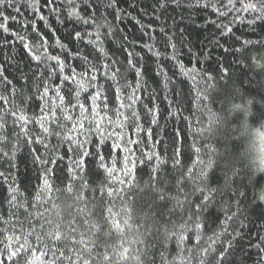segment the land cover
Returning <instances> with one entry per match:
<instances>
[{"label":"snow or ice","instance_id":"snow-or-ice-1","mask_svg":"<svg viewBox=\"0 0 264 264\" xmlns=\"http://www.w3.org/2000/svg\"><path fill=\"white\" fill-rule=\"evenodd\" d=\"M121 2L122 0H44L41 4L40 0H24V4L17 6L18 0H0V21H4L0 23V30L10 33L14 38L12 41L5 39L0 45L8 48L15 41H19L27 61L25 63L24 60H16L7 55L0 61V161H6L9 165L7 171H0V185H7V195L0 200V223L7 225L9 218L16 217V210L25 202L16 187V176L13 172V161L19 147L13 144L10 150H6V145L11 143L10 138L14 136L19 142L22 136L26 145L38 144L44 147L43 154H40L38 149H30L33 162L39 164L42 171V176L37 177L43 180V184L39 186L42 191L37 192L42 193L51 190L49 177L54 168L50 165L58 164L59 160L63 159L54 149H50L47 143L48 137L55 135L61 137L62 143H67L69 150L74 153L70 169L73 174L85 173V158L92 157L107 176H113L119 170L126 177H134L133 168L138 160L139 163L149 166V178L158 181L161 172L167 168L169 159L174 171L184 168L183 159L190 160L191 165L186 171H182L174 179L176 193L182 195L183 199L172 195L170 188H162L155 193L161 203L174 200V206L181 210L187 205L184 221L171 234L177 252L173 264H177V261L179 264H189L192 253L197 249L199 254L196 264H264V212H261L257 218L259 223H256L250 218L248 211L249 206L257 209L264 205V186L249 199L246 190L234 187L240 172L229 161L227 148L219 150L211 143H202L204 136L219 128L224 119V112L229 113L232 120H264V84H260L252 95L237 96L230 93L229 81L234 75L233 68L240 67L242 62L237 56L234 62L225 66L223 59L214 57L211 51L212 48H219L227 56H233L242 54L249 45L264 47V37L258 41H241L236 38L241 47H226L220 43L222 38H233L232 24L236 22L244 23L246 20L253 32L257 22L264 23V0H226L224 4H221L220 0H148V6L144 8L139 7V0H132L129 7H136L143 15H151L157 22L156 28H153L152 24H140V20L136 19L132 12L120 8ZM237 3L239 7H236ZM24 5L32 11L34 18H26L21 24L25 30L22 35L7 27V22L17 21V16L7 15L6 9H13L19 15ZM44 8L48 10V16L41 13ZM101 8L104 9L103 12L100 11ZM177 9L181 10L179 21L176 16L169 15L170 10ZM200 12L215 14L216 19L206 16L204 25H212L216 32H219V36L216 32H210L206 41L201 43L202 51H194V46L185 38L187 29L178 28L177 24L184 23L185 19L195 23L193 13ZM105 13L114 14V18L121 22L125 18L136 19L141 28V38L147 37V43L138 45L135 41L129 43V37L122 33L123 43L120 48L127 57L126 64L114 53L110 54L105 46L115 35L114 27ZM229 13H234L232 21L224 24L220 18L227 17ZM242 13H248L251 18L244 17ZM65 14L66 20L73 25L70 31H66L74 49L64 43L56 34V29L48 24L49 17H55L57 23L63 25L65 19L61 17ZM37 19L45 22L51 39L37 27ZM168 20H171L170 24L167 23ZM204 25L196 24V27L202 28ZM29 27L31 33L27 32ZM157 33L162 37V46L165 49L163 53L156 47ZM29 35H34L36 39L29 40ZM177 35L180 38V47L177 46ZM137 45L158 62L156 74L163 77L166 93L164 100L168 103L165 124L169 119L186 121L188 118L183 117L179 102L174 106L168 95L169 84L174 81L159 63L161 59L171 61L179 75L191 81L197 110L207 113L205 124L195 127L194 130L189 129L193 134L191 143H182L180 131L174 130L173 135L168 138V147L163 149V157L156 147L157 144L164 143L161 135L164 126L160 124L162 113L156 103V93L148 92L146 81L142 80L144 64L141 63L140 67H137L134 62L136 59L141 62L144 60V56L131 50ZM183 49L187 50L189 63L192 65L190 68L182 59ZM252 59L255 60L256 67L264 70V63L255 57ZM198 64L201 65L200 68H197ZM205 65L209 67H204ZM122 68L125 74L135 73L134 84L127 81L126 75L125 83L120 84ZM248 91L253 90L250 87ZM82 94L86 97L83 101ZM180 95L178 89L177 97ZM110 96L114 98L115 109L109 108ZM146 99H151V107L144 102ZM217 103L220 106L219 112L209 106ZM139 105L143 106L145 114L150 117L147 128L142 126ZM37 108L38 115L35 111ZM109 111L115 112V119L108 116ZM74 112L77 113L75 117ZM9 119L12 122L11 131H7ZM65 122H71L67 134L62 135L49 127V124H54L63 129L66 127ZM85 123L88 124L87 128ZM188 123L191 124V121ZM196 123L201 122L197 120ZM29 124H38L40 134L31 136ZM109 127L119 128V131L108 132ZM126 127L133 128L137 136L145 133L151 142L150 146L146 145L147 151L140 149L139 157H135L130 145L144 144L145 141L125 136L123 130ZM154 127L160 131L154 133ZM76 133L85 139H79ZM154 135L158 139H153ZM261 135L264 136V133ZM92 136L98 137L95 152L89 151L87 147L93 143L90 139ZM108 141H112L109 147L111 165L105 163L107 158L103 154ZM112 149H119L123 153L120 157L122 168L117 169V158ZM0 167H3V164H0ZM257 171L264 172V158L261 159ZM248 179L251 183V177ZM81 181L87 184L83 177ZM240 183L243 184V181ZM186 185L191 186L190 190L185 191ZM68 189L71 190V186H68ZM4 205L7 206L6 213ZM213 216L218 221L219 230L205 238L208 220ZM7 231V227L0 229V234ZM4 240L17 241L14 249L11 243L0 241L4 244L3 249H0V256L7 253V261H12L13 264L21 261V254L26 252L32 254L34 260L36 253L42 257L47 256V253L40 250L39 246L43 241L39 236L36 237L35 248H27V241L25 244L19 243L15 231L4 236ZM193 240L196 243L188 247ZM7 261H4V264H7ZM22 261L23 264H29L26 254ZM35 264H39V261Z\"/></svg>","mask_w":264,"mask_h":264},{"label":"trees","instance_id":"trees-1","mask_svg":"<svg viewBox=\"0 0 264 264\" xmlns=\"http://www.w3.org/2000/svg\"><path fill=\"white\" fill-rule=\"evenodd\" d=\"M41 4L44 0H40ZM221 4L226 3V0H220ZM132 0H122L120 8L127 9L133 13L136 19L140 20V24H152L153 28L158 27L157 22L151 15H143L137 11L136 7H129ZM24 4V0H18V5ZM61 6H63L61 4ZM148 6V0H139V7L144 8ZM239 7V3L236 4ZM227 10V9H222ZM104 11L103 8L100 9ZM44 16H48L46 8L41 9ZM180 9L175 11L170 10V16H176L179 21ZM6 14L10 16H17V21H8L7 27L10 30L25 34V30L21 24L25 19H33V14L26 5L21 7L20 14L13 9H6ZM107 15L108 21L113 25L115 35L106 42L105 46L110 54L114 53L124 64L127 63V57L120 48L123 43V34L129 37V43L135 41L139 44L147 43V37L141 38L140 25L136 23V19L125 18L122 22L114 18V14ZM195 16V23L189 22L185 19L184 23L177 24L178 28H186L185 38L194 46V51H202L201 43L206 41L210 32H216L212 25H204L205 17L216 19L215 14L208 12H200L199 14L193 13ZM234 13H229L227 17H221L220 20L224 24L232 21ZM246 18H251L248 13H242ZM65 19L63 25L58 24L55 17H49L48 24L51 28L56 29V34L60 36L61 40L68 44L70 48L74 49V44L70 42V37L67 31L72 29V23L66 20V14L61 17ZM4 23V21H0ZM163 23V21H161ZM167 23H171L168 20ZM196 24L204 25L202 28L196 27ZM37 27L45 35L49 34V29L45 26L44 21L37 19ZM232 37L231 39L222 38L220 43L226 47H241L237 43L239 38L251 39L258 41L264 37V23L257 22L255 31L249 28L246 20L244 23L236 22L232 24ZM79 30V29H78ZM103 31V30H102ZM31 33V28L27 29ZM219 36V32H216ZM29 40H35L34 35H29ZM5 39L12 41L14 38L10 33H5L0 30V42ZM156 47L163 53L165 49L162 44V37L159 33L156 34ZM177 46L180 47L179 35L176 37ZM131 48L134 53L144 56L143 62L136 59L134 62L137 67L141 63L144 64L142 80L146 81L148 92L156 93V103L160 107L161 116L160 124L164 126L162 137L164 138L163 144H157V151L161 156H164L163 149L168 147V138H170L174 130L180 131V140L182 143L188 144L193 140V134L189 129L199 127L207 122V113L197 110V102L195 100V91L192 89L191 81L186 77H181L177 69L173 68L171 61L161 59L160 64L163 65L167 75L172 78L174 83L169 84V97L173 101L174 106H177L182 111L183 117H187L186 121L169 119L165 124V117L168 113V103L164 100L166 95L163 87V77L156 74V64L158 63L151 55L147 54L145 49L140 46ZM214 57L223 59L225 66H229L230 62H234L237 56L241 60V66L233 68V77L229 81V92L239 96L254 94L255 90L260 84H264V70L256 67L255 57L264 63V47L259 45H249L247 50L242 54L227 56L222 49H211ZM182 59L187 67L192 65L189 63L187 50H182ZM14 58L16 60H24L26 58L24 50L22 49L19 41L8 48H3L0 45V61L5 56ZM201 65H197L200 68ZM204 67H209L205 65ZM26 70V69H25ZM125 75L127 81L135 83V73L128 72L125 74L124 69H121L120 84L125 83ZM215 75V73H213ZM199 79V77H198ZM22 83V82H21ZM18 88L20 85H16ZM203 88V85L200 86ZM251 87L253 90L249 92ZM180 90V97H177V90ZM127 91V90H125ZM143 95V92H141ZM86 97L82 94L81 100ZM149 107L152 106L151 99L144 101ZM214 111L219 112V104H210ZM116 104L114 98H109V108L115 109ZM141 123L144 128L149 126V119L143 109L142 105L138 106ZM39 114L38 108L35 110ZM32 114L31 112L29 113ZM77 113H73L75 117ZM108 116L115 119V112L109 111ZM223 121L218 129L213 133L204 136L202 143H211L213 147L219 150L227 148L228 159L231 164L240 172L237 177V183L234 185L238 190H246L249 199L252 198L254 192L259 191L261 186H264V172L257 171L260 166L261 159L264 158V120L251 119L232 120L229 113H222ZM197 120L201 123L197 124ZM191 121V124L188 123ZM66 127L61 129L54 124H49L53 131H59L67 134V129L71 127V122H65ZM31 136L40 134V127L38 124H29ZM85 127L88 124L85 123ZM12 122L9 119L7 131H11ZM18 130V129H17ZM113 130L119 131V128H107L108 132ZM154 133L159 132V129L153 128ZM124 135L131 139H143L144 144L130 145L134 150L135 157L140 156V149L143 148L147 151L146 145L150 146L151 142L148 141L147 135L141 133L137 136L131 127H126ZM76 135L79 139L84 140V136ZM11 143L6 145V150H10L12 145L15 144L19 147V151L15 154V168L13 172L16 176V187L19 189L21 197L25 199L24 204L20 209L15 212L14 218H9L8 224L0 223V229L5 227L8 231L0 234V241L4 243H11L13 249L16 247L17 241H6L4 236L13 234L19 238L18 242L25 244L27 241V248H35L37 245L36 237L39 236L43 243L40 244V250L47 253L46 257H42L39 253L33 255L25 253L28 257L29 264H173L177 252L174 241L171 240V234L180 225L187 214V205L184 210L176 208L174 200H166L161 203L155 195L156 191L162 188H170L172 195H177L181 199L183 196L176 193L174 186L175 177L179 176L182 171H186L187 167L191 165V161L183 159L182 163L184 168L180 171H174L171 167V160H168L167 168L161 172V177L157 181L149 178V166L139 163L137 160L133 168L134 177H126L119 170L113 176H107L105 172L99 169L98 162L92 157H86L85 173H75L70 171L72 165L71 160L74 158V153L69 150L67 143H62L61 137L55 135L49 136L47 143L50 149H54L55 153H59L63 159L59 160L58 164L50 165L54 171L50 174L49 183L51 190L42 192L39 187L43 184L42 171L39 164H35L30 154V149H38L40 154L45 152L43 146L38 144L23 143L24 137L21 136L19 142L13 136L10 138ZM93 143L89 144L88 150L95 152V142L98 139L96 136L90 137ZM153 139H158L154 135ZM112 141H108L103 149V154L107 158L105 163L111 165V158L109 156V147ZM52 153V154H55ZM112 153L116 154L117 169L123 167V162L120 157L123 153L119 149H112ZM168 155H171L169 149ZM3 167L0 171H7L9 165L6 161H0ZM81 177L87 182L82 183ZM251 177V183H249ZM243 181V184L240 181ZM172 181V182H171ZM71 186V190L68 189ZM246 186V187H245ZM190 185H186L185 191L190 190ZM7 195V185H0V200ZM189 199H194L189 197ZM4 211L7 212V206L4 205ZM250 218L259 223L257 219L261 212H264V205L260 208L248 209ZM235 226V225H234ZM218 221L215 216L208 220V228L204 232L205 238L211 236L214 231H218ZM255 231V228H253ZM196 242L193 240L188 247ZM4 244L0 243V249H3ZM203 246V245H202ZM21 254V261L17 264H23V256ZM198 249L192 253V259L189 264H196V257L198 256ZM62 257V258H61ZM15 259V258H14ZM7 261V253L0 256V264ZM7 264H13L12 261H7ZM179 264V261H177ZM251 264V262H249Z\"/></svg>","mask_w":264,"mask_h":264}]
</instances>
